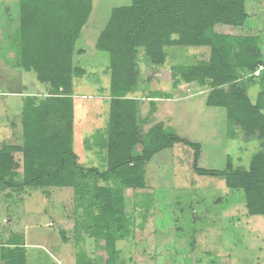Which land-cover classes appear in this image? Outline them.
Masks as SVG:
<instances>
[{"label":"rangeland","instance_id":"obj_1","mask_svg":"<svg viewBox=\"0 0 264 264\" xmlns=\"http://www.w3.org/2000/svg\"><path fill=\"white\" fill-rule=\"evenodd\" d=\"M132 1L93 0L94 13L99 14L100 19L94 25L95 29L93 28L97 33L95 35L88 33L91 22L85 24L88 27H83V34L86 39L90 38V44L95 41L101 25L107 21L112 9L130 6ZM246 11L248 18L243 27L219 26L216 29L222 34L250 36L261 41L263 63L253 74L254 80L248 90V100L257 110L246 109L247 116L236 121L245 120L247 124L242 121L245 133L249 129L258 131L264 127V0H246ZM20 18L18 0H0V67L5 69L14 68L21 61L19 38L23 26ZM90 44L85 42L86 55L82 61L88 75L84 81L76 83L74 91L71 88L76 93L72 98L75 111L82 103L94 108L97 101L99 87L94 83L97 53ZM82 47L81 44L80 49ZM167 52L169 57L166 62V82H161V85L171 99L163 97L162 101H146L145 112L142 109L136 113L135 124L140 128L131 126L130 120L128 121V128L141 132L143 142L134 147L131 153L126 152L127 146L122 148L119 151L122 160L123 157H136V154L141 155L142 150H148L152 143L145 148L144 141L155 140L156 136L147 137L149 131L155 127L159 132L158 137H162V134L176 135L200 144L202 153L198 161L199 168L226 169L231 159L235 169L248 170L253 157L264 150V141L260 142L256 137H243L242 131L236 129L234 124L233 118H237L238 114L232 115L230 119L224 108L206 105L212 92L211 88L207 89L210 84L205 87L197 83L183 84L181 92L175 94L176 96L172 94V67L202 66L210 59L211 50L205 47H172ZM101 56L108 57L103 52ZM10 73L11 70H6L0 74V150L9 145L22 146L26 116L28 123L36 120V125L45 124L51 127L53 123L60 125L54 121H61L65 115L60 112L54 117L49 105H56L55 101L28 99L26 92L21 95V82L24 84V81H7ZM28 75L21 70L19 77L27 78ZM29 76L31 83L25 82L28 91L36 92V89H40L45 93V89L49 87L46 84L41 85L34 73ZM81 82L86 86L78 87ZM107 90L104 88L100 93L110 94ZM81 94L89 97L83 99L79 96ZM112 95L100 106L104 109L102 123L97 120L98 114L93 109L84 114L81 111L75 113L76 122L72 128V136L76 131L77 133L72 137L71 148L85 168L98 167L105 170L114 165L108 158L107 148L102 146V140L107 138L109 131V105L125 109L128 106L126 101L134 94L112 92ZM150 95L160 97L155 93ZM59 104L67 107L64 101ZM61 108L58 106L57 112ZM22 111L26 112V116ZM80 120L84 122L79 123ZM66 122L62 121L61 124ZM234 134L237 136L234 137ZM194 153L191 147L182 144H175L171 149L159 152L147 163L145 170L143 169L146 171V186L126 191L123 213L125 218L131 219L129 223L126 222L122 239L117 242L120 262L264 264V215L250 214L244 191L230 189L225 178L198 175L194 170ZM14 156L17 163L14 170L22 175L23 154ZM122 169L129 171L126 166ZM21 179L22 176L16 181L20 182ZM85 199L80 195L75 196L73 188L26 187L19 192L12 188L0 191V230H4L1 243L6 241L2 244H7L17 234L23 235L24 245L27 244L25 250L28 264H77L80 248L78 245L83 246L82 249L93 257V264H106L109 258L106 242L100 237H93L99 233L97 226L101 222L105 224L117 219L113 220L107 215L99 216L97 207L91 209V216H86ZM12 232L15 234L9 237ZM111 234L120 235L115 222ZM77 239L82 243H78Z\"/></svg>","mask_w":264,"mask_h":264},{"label":"trees","instance_id":"obj_2","mask_svg":"<svg viewBox=\"0 0 264 264\" xmlns=\"http://www.w3.org/2000/svg\"><path fill=\"white\" fill-rule=\"evenodd\" d=\"M20 4L22 63L27 69L34 68L39 79L51 85V96L45 99L56 102L49 105L54 117L60 112L65 115L61 121H54L60 125H36V120L27 122L24 109L22 146L9 145L0 150V191L12 188L19 192L26 187L73 188L75 196L86 198V216H91V209L97 207L99 216L117 219L114 222L120 235L111 234L114 222H101L97 226L99 233L93 239L105 240L109 255L106 264H126L120 262L117 251V242L131 219L123 213L124 194L130 188L146 186L143 169L156 154L182 144L195 151L194 170L198 175L225 178L230 189L244 191L250 214L264 215V150L253 157L248 170L235 169L231 159L224 170L202 169L198 166L200 144L176 135L158 137L159 132L153 127L147 137L156 136L154 139L158 142L146 139L145 148L152 143L148 150L122 160V148L127 146L126 152L131 153L143 142L141 132L127 125L130 120L131 126L138 127L134 101H126L125 109L111 106L108 136L102 140V146L107 148L108 158L114 165L105 170L83 167L71 148L74 117L71 80L79 75L73 65V55L92 12V0H21ZM247 18L246 0H133L130 6L114 8L97 44L112 60L113 92H131L134 89L131 85L138 86L142 58L150 66H164L169 56L167 50L172 47L209 48L210 59L202 66L172 68L174 85L197 83L205 87L210 84L208 106L224 108L230 119L238 114L233 118L234 124L243 137L264 141V127L245 133L242 123L247 124L245 120L236 122L247 116L246 109L257 110L248 100V90L253 74L263 63L261 41L216 31L219 26L243 27ZM62 101L67 104L66 108L59 104ZM58 106L62 107L59 112ZM62 121L67 122L63 125ZM18 153L23 154L22 175L14 170L17 166L14 154ZM124 166L129 171H124ZM21 176V181H16ZM6 245L2 250L4 264H28L23 235L14 236ZM78 247L77 264H93V257L83 246Z\"/></svg>","mask_w":264,"mask_h":264},{"label":"crops","instance_id":"obj_3","mask_svg":"<svg viewBox=\"0 0 264 264\" xmlns=\"http://www.w3.org/2000/svg\"><path fill=\"white\" fill-rule=\"evenodd\" d=\"M18 2L21 3V0H18ZM93 13H94V4H93V0H92V12H91L90 17L88 19L89 21H87L89 24H90V22L92 24V26L88 30V33L91 34V36L93 34L94 35L97 34L96 31H93V28L95 29L94 25H96L97 24L96 22H98L99 19H100L99 14H97L96 12L94 13V15H93V17L91 19V16H92ZM111 14H112V11H111L107 21L103 25H101L102 26L101 30L99 31V34L96 37L94 42L92 41L91 44H90V41H89L90 38H88L89 40L86 39V36L83 34L85 29L84 30L82 29L81 35L79 37V40L77 41V44L75 46V52H74V55H73V65H74L75 68H77L79 70V75L73 76V78L71 80V88L74 91L75 87H76V83H79L80 81H84V79L88 75V71L83 66V63H82L83 58L86 55L85 42L90 44L91 47H93L95 49L96 53H97V58H96L97 59V63L94 66L95 67L94 83H95V86L97 85L99 88L97 89L98 96H96L97 101L93 105L94 108H92L90 106H87L85 103H82L81 105H79L76 108V110L78 109L77 111L73 110V115H74V117H73V128L75 127L74 124L76 122L75 113L78 112V111H81V113L84 114V113H88L89 111L95 110L96 114H98L97 120L99 121V123H102L103 119H104V116H103L104 109H103V107L100 108V106H102V104L104 103L103 101H108V98H111L113 96L112 95V92H113L112 84H113L114 79H113V72H112V66H111L112 60H111V58L109 56L108 57L101 56V53L103 51H100L98 49V47H97L100 35L102 34V32L105 30L106 26L108 25L110 17H111ZM19 21L21 22V25H22V17L20 18ZM84 27L86 28V27H88V25H85ZM19 43H20V38H19ZM81 44L83 45V47L80 49V45ZM103 53H105V52H103ZM105 54H107V53H105ZM12 55H14V54H12ZM20 55H21V53H20ZM15 56L16 55H14V57ZM139 63L140 64H139L138 70L140 72V76H139L138 86L134 87V85H131V87H133L134 89L131 92H127V93H133L134 94V96L129 98L128 100L137 102L136 110L139 112V111H141L143 109V111L145 112L144 107H145V102L146 101H148V102L151 101V100H153V101H157V100L162 101L163 97H166L167 99H171V97L166 95L167 93L165 92V88H164L163 85H161V82H166V78H165V75L167 74L166 73V69H167L166 68V64L164 66L153 67V66L149 65V63H148V61H146V59H143V58L139 60ZM6 70L7 71L11 70V73L7 76V79H6L7 81H16V80H21V81L23 80L24 81V84H23V82H21L22 83V90L20 92L21 93L22 92H26V94H28L26 97L43 98V99H45V98H48V97L51 96V93H50L51 92V85L49 83H47V82H45V83L42 82L39 79L38 74H37V72L35 71L34 68L27 69L22 63V57H21L20 63L16 64L14 68L12 67L11 69H5V67L4 68L0 67V74H1V72L3 73V71L5 72ZM21 70L25 71V73H27L29 75L31 73H34L35 77L41 83V85H45L46 84L49 87V88L45 89L46 92L42 93L40 89H36V92L28 91L29 90L28 89V85H26L25 82L28 83V81H29V83H31L30 82L31 78H30L29 75H28L27 78L19 77L20 73H21ZM171 79H172V70H171ZM172 81H173V79H172ZM80 85L86 86L84 84V82H81L78 85V87ZM181 86L182 85H179L178 87H176L174 85V83H173L172 84V94L175 95V94L181 92V90H180ZM104 88L108 89L107 92H110V94L109 93H107V94L105 93L106 95L105 94H101L100 91L103 90ZM41 89H42V87H41ZM61 91H62V89H61ZM151 93L159 94L160 97H151V96H153V95H150ZM23 94L24 93H22L21 95H23ZM75 94L76 93L72 92L71 93V97L73 98V96H75ZM79 96H82L83 99L89 97V95H86V94H81ZM83 99H82V101H83ZM104 99H107V100H104ZM174 100L176 101V99H174ZM108 105H109V103H108ZM206 105L208 106V104H206ZM91 109H93V110H91ZM22 114H23V111H22ZM108 115H109L108 122L110 123L111 122V104L109 105ZM83 117L84 116H81L80 118H83ZM82 122H84V121L80 120L79 123H82ZM108 127H109V124H108ZM79 128L82 129L80 124H79ZM73 131H74V129H73ZM76 133H77V131H76ZM76 133L72 137H74L76 135ZM201 151H202V146H201ZM222 170H224V169H222ZM14 234L15 233L12 232V234L9 235V237L14 235ZM3 236H4V230L3 231L0 230V264H4V261L2 260V250H3L4 247L7 246L6 244H2V243H5L6 241L1 243V240H2ZM25 237H26V235H25ZM25 241H26V239H25ZM25 246H27V244H25Z\"/></svg>","mask_w":264,"mask_h":264}]
</instances>
